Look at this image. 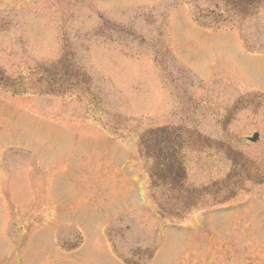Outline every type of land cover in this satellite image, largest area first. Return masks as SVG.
<instances>
[{"label": "rangeland", "instance_id": "374dc122", "mask_svg": "<svg viewBox=\"0 0 264 264\" xmlns=\"http://www.w3.org/2000/svg\"><path fill=\"white\" fill-rule=\"evenodd\" d=\"M225 1L0 0V264H264V9ZM157 127L194 205L149 178Z\"/></svg>", "mask_w": 264, "mask_h": 264}, {"label": "trees", "instance_id": "16d2710c", "mask_svg": "<svg viewBox=\"0 0 264 264\" xmlns=\"http://www.w3.org/2000/svg\"><path fill=\"white\" fill-rule=\"evenodd\" d=\"M226 4L230 6L237 15L246 18L252 16L257 7L264 5V0H226L225 5ZM54 64L57 65V67L51 68L53 72L45 75L48 76V79L56 80L58 75H61L63 78L65 77L66 79L76 81L82 80L85 77V74L76 75L73 71H69V73L65 72L63 70L65 66L64 63H59V61H57ZM71 69L72 68L69 66V70ZM182 134L183 133H180L179 130L175 129L169 131L164 127L156 128L153 131L149 130L141 135L139 148L143 156L149 161L148 174L152 183L159 188L161 185L166 186L168 190L172 192V199H182L180 204L184 206L180 207L183 208L188 205L191 206L196 204L197 196L200 195L202 189L185 185L184 162L181 151L182 148L186 146L188 140L185 139ZM192 139L191 143L194 145L197 139ZM240 172L241 174L233 176L236 177L234 182L232 181L233 177L230 180L234 185H237L242 179L244 173L242 171ZM230 177L231 175L228 178ZM229 188L231 189L232 187ZM204 189L206 190V188ZM169 210L170 212H174L175 217L180 214L176 211V208Z\"/></svg>", "mask_w": 264, "mask_h": 264}, {"label": "water", "instance_id": "95a60500", "mask_svg": "<svg viewBox=\"0 0 264 264\" xmlns=\"http://www.w3.org/2000/svg\"><path fill=\"white\" fill-rule=\"evenodd\" d=\"M254 139H255V138H254ZM254 139H253V140H254Z\"/></svg>", "mask_w": 264, "mask_h": 264}, {"label": "flooded vegetation", "instance_id": "af4514ba", "mask_svg": "<svg viewBox=\"0 0 264 264\" xmlns=\"http://www.w3.org/2000/svg\"><path fill=\"white\" fill-rule=\"evenodd\" d=\"M248 107V106H247Z\"/></svg>", "mask_w": 264, "mask_h": 264}]
</instances>
